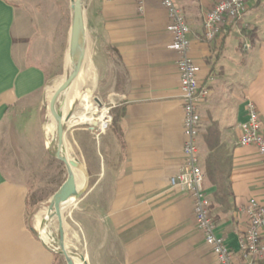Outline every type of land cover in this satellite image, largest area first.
Masks as SVG:
<instances>
[{"label":"crops","instance_id":"obj_1","mask_svg":"<svg viewBox=\"0 0 264 264\" xmlns=\"http://www.w3.org/2000/svg\"><path fill=\"white\" fill-rule=\"evenodd\" d=\"M218 1L174 0L189 26L198 81L209 89L196 141L203 189L216 233L243 264L239 239L247 220L239 209L250 199L264 207V155L238 144L248 100L264 131V0H247L241 18L208 41L203 19ZM24 14L0 0V264H54L27 215L40 145L25 114L38 107L49 75L18 54ZM83 16L96 70L114 63L116 98L112 123L91 145L96 158H86L92 182L74 214L89 264H218L196 228L191 198L169 185L181 166L184 135L166 10L159 0H83Z\"/></svg>","mask_w":264,"mask_h":264},{"label":"rangeland","instance_id":"obj_2","mask_svg":"<svg viewBox=\"0 0 264 264\" xmlns=\"http://www.w3.org/2000/svg\"><path fill=\"white\" fill-rule=\"evenodd\" d=\"M10 1L15 4L18 10H22L25 13V34H23V37L21 38L22 42L18 47L19 56H22L24 63L38 65L49 75L46 87L40 94V102L37 104L38 107L34 109L31 108L33 111L30 110V112L25 114L27 118L31 120L34 130H36L39 134L40 145V151L37 155V160H39L38 166L36 165V160L32 165V168L35 170L33 171L32 178L33 185L29 188L28 220L29 224L34 227L37 236L39 235V225V228L41 227L52 230L55 237L58 238L57 216H55V221H51L47 218L46 212H44V214H40L38 216L37 221L35 218L41 209L49 206V200L60 192L66 182V170L64 165L52 158L44 148L40 123L45 105L51 96L47 91L48 88L58 85L62 77H65L66 75L65 71L67 70V43L70 29L71 0ZM86 51L89 55L91 70L83 73V70L81 69L77 78L81 81V87L78 91L77 97L75 96V98H73L72 108L75 110L80 107L79 100L81 95L84 94V96L89 98L90 104L95 106L97 110H107V114L110 117V123L108 126H110L116 102V98L114 97L111 89V82L113 78L112 67L114 66V63L111 59L107 60L105 70H102L99 74L94 63V53L92 47L87 46ZM103 83L104 89H101L100 86H103ZM73 85L69 88V91ZM69 91L64 95L63 99H65L66 95L67 98L73 96L69 93ZM95 98L101 102L100 105L97 104ZM69 108L70 107H67L66 110L69 111ZM24 110H26V108ZM32 125L28 124L26 125V128L31 131ZM63 129L65 131L64 148L66 152L77 161L78 169L80 167L83 168L86 175L85 184L87 182L91 183L92 178H89L88 176L86 158L89 157V159L93 160L96 158L95 148L92 149L91 145H96L97 136L104 132L106 128L101 131L98 124L93 122L71 124L67 126L63 125ZM76 171V178L79 183L81 179V172L77 169ZM85 188L86 185L83 186V190ZM77 204L78 203L66 210L64 213L63 225L65 228V244L67 249L71 252L83 255L89 264L87 251L85 250L82 228L74 220V214L76 216V214L79 213L80 208L83 207V203H80L79 205ZM53 255L55 256L54 264H67L63 256L57 253H53Z\"/></svg>","mask_w":264,"mask_h":264},{"label":"built area","instance_id":"obj_3","mask_svg":"<svg viewBox=\"0 0 264 264\" xmlns=\"http://www.w3.org/2000/svg\"><path fill=\"white\" fill-rule=\"evenodd\" d=\"M166 10L168 30L172 34L170 48L178 53L176 70L180 83L183 111L182 131L184 135L182 160L179 170L169 178V185L189 196L196 228L203 235L205 243L211 249L218 264H240L234 252L224 239L216 233L215 222L209 209V201L203 189V175L198 164L197 136L199 131V106L209 95V89L198 81L199 67L190 58L188 51L189 26L182 10L174 0H159ZM247 0H220L204 15L203 36L212 40L221 32L224 24H233L239 20L246 8ZM247 119L240 125L241 134L238 144L254 146L264 155V131L259 121L257 106L252 100L246 103ZM110 123H105L103 131ZM244 215L247 226L239 239V251L244 258L243 264H255L264 257V207L255 199H250L239 209Z\"/></svg>","mask_w":264,"mask_h":264},{"label":"water","instance_id":"obj_4","mask_svg":"<svg viewBox=\"0 0 264 264\" xmlns=\"http://www.w3.org/2000/svg\"><path fill=\"white\" fill-rule=\"evenodd\" d=\"M70 10H71L70 29H69V36L67 43L68 74L67 76H65L62 83L59 85L56 91L53 92L49 97L41 116V130H42V137L45 148L48 154L52 158L56 159L57 161H59L64 165L66 170V182L63 188L60 190V192L52 197L50 204L48 206L49 210L53 207L55 208L56 211H58L57 240L59 242V246L57 249H54V248H50L45 243L43 244L52 253H57L63 256L67 264H76L75 260H79L82 264H88L83 255L74 254L73 252L67 249V246L65 244V235H64L65 228L63 225L65 211L77 203V201L82 195L83 188H79L78 181L74 171L75 169L64 153L63 144L65 139V131L63 129V126L59 127V136L57 140V146L55 149L52 147L51 143L48 142L49 139L46 131L47 116L49 110L51 109V106L53 105V103L62 100L64 95L69 91V88L77 80L81 72V69L83 67V62L86 55L83 0H71ZM95 99L97 104L100 105L101 102H99L97 98ZM67 184H69V186L71 187V192L68 196L65 194V187ZM69 201L71 202L67 205ZM65 205H67V207ZM61 207H62V211H61Z\"/></svg>","mask_w":264,"mask_h":264},{"label":"bare ground","instance_id":"obj_5","mask_svg":"<svg viewBox=\"0 0 264 264\" xmlns=\"http://www.w3.org/2000/svg\"><path fill=\"white\" fill-rule=\"evenodd\" d=\"M89 66H90L89 56L86 55L84 62H83V67H82L83 73L87 72ZM65 72H66L65 76H67L68 65H67V70ZM64 78L65 77L63 76L62 79L59 81L58 85H56L55 87L48 88L47 91L50 95L56 91V89L62 83ZM80 82L81 81L79 79H77L74 82L73 87L69 91V93L73 95L72 97L67 98V95H66L65 99H63L59 102L57 101L56 103H53V105L51 106V109L49 110L50 115L48 113L46 131H47V135H48V139H49L48 142L51 143V145L54 149L57 146V140H58V136H59V127H62L63 125L67 126V125H71V124H82V123H93V122H95L98 124V126L100 128H103L105 126V123L108 122L109 116L107 114V110L106 109L97 110V108L95 106H92L90 104L89 98L84 96V94L81 95L80 100H79L80 107L78 109H75V110L72 108L73 98H75V96L77 97L78 91L80 90V87H81ZM67 107H70L69 111L66 110ZM67 111H68V113L66 114ZM54 124H55V127H54ZM64 141H65V139H64ZM63 147H64V144H63ZM64 153L67 156V158L69 159V161L71 162L72 166L74 167L75 175L77 176L76 169L81 172V179L78 183V186H79V188H83V186H85V179H86V175H85L83 168L80 167L78 169L77 161L74 158H72L66 152L65 148H64ZM70 192H71V187L69 186V184H67L65 187V194L68 196L70 194ZM49 201H51V200H49ZM70 202L71 201H69L67 204H69ZM61 211H62V207H61ZM44 212H46L47 218H49L51 221H55V219H56L55 216L58 217V211H56L55 208L52 207L49 210L47 207V208L41 209L37 213V215L35 217L36 221H37L38 216ZM37 224H38V222H37ZM38 229H39V238L41 239V241L43 243H45L47 246H49L50 248L57 249L59 246V242H58L57 238L55 237V235L53 234L52 230H49L46 228H41V227L39 228V225H38ZM74 254L78 255V253H76V252H74ZM75 262H76V264H81L78 260H75Z\"/></svg>","mask_w":264,"mask_h":264},{"label":"trees","instance_id":"obj_6","mask_svg":"<svg viewBox=\"0 0 264 264\" xmlns=\"http://www.w3.org/2000/svg\"><path fill=\"white\" fill-rule=\"evenodd\" d=\"M243 31H244V30H243ZM251 32H252V31H247V32L244 31V33H245L246 35H249ZM256 264H264V259L257 261Z\"/></svg>","mask_w":264,"mask_h":264}]
</instances>
